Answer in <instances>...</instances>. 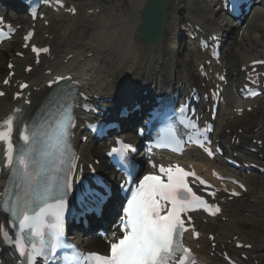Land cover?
<instances>
[{"label":"snow or ice","instance_id":"1","mask_svg":"<svg viewBox=\"0 0 264 264\" xmlns=\"http://www.w3.org/2000/svg\"><path fill=\"white\" fill-rule=\"evenodd\" d=\"M60 0H57L59 3ZM75 11V9H70ZM11 27V26H10ZM29 33L25 39H29ZM29 47V45H25ZM34 53L48 52L47 48L31 46ZM22 55V53H21ZM254 64L264 65V60L253 61ZM12 67L11 64L8 66ZM31 71L29 67L27 69ZM70 79L64 76H56L50 84L60 80ZM223 79V77H221ZM4 84L9 80L4 79ZM26 88V84H20ZM5 95L0 91V97ZM22 94L16 93L17 98ZM250 95H256L251 92ZM87 107V105H85ZM22 109L17 107L0 122V171L8 175V185L0 193V209L18 219L20 230L29 228L31 233L41 238L40 246L35 243L29 251L23 242V238L16 241L19 256L24 258L26 264H35L37 257L47 261L55 259L54 253L57 249L72 247L63 243V213L66 208V200L72 189V182L67 179L72 168L70 137L71 129L74 127V116L71 106L64 109L61 119L58 121L54 136L44 138L40 128L33 125L29 128L25 125L19 132V139L23 145L19 148L13 142L12 133L14 120ZM240 111V109H237ZM198 144L209 155L214 153L210 148L204 147V142L197 139L191 141ZM6 145V147H5ZM121 150L113 148L112 153ZM58 160L65 165L64 175L57 178L52 175L50 167L53 160ZM155 167V165H153ZM95 171V169H92ZM161 175L148 173L139 179L134 188L129 189L131 196L127 199V205L123 209V215L116 228L120 234L113 232L115 241H110L108 255L97 252H74L73 264H197L193 250L186 247L184 238L189 235L192 239H198L200 233L196 231L193 217L189 212L203 210L212 216L221 212L218 205L209 204L202 195H197L190 186L189 177H193L201 185L208 182L196 175L195 171H188L180 165H169L159 167ZM218 178L224 179L218 173H213ZM131 176V173H129ZM128 181H125L127 183ZM240 188L245 185L234 180ZM108 193L98 183L96 187L82 189V203L91 207L92 210L99 208ZM210 196H216V192H210ZM232 195H239L233 191ZM55 200V207L48 204V199ZM38 209V211H37ZM31 212V215L29 213ZM54 215L56 222L51 225L50 239L44 241L45 217ZM0 236L8 238V232L0 225ZM208 239L213 242L214 237ZM226 259H228L226 257ZM234 264V262H232Z\"/></svg>","mask_w":264,"mask_h":264},{"label":"bare ground","instance_id":"2","mask_svg":"<svg viewBox=\"0 0 264 264\" xmlns=\"http://www.w3.org/2000/svg\"><path fill=\"white\" fill-rule=\"evenodd\" d=\"M118 4L117 13L114 16L110 14L105 16V20L100 22L97 29L92 30L89 35L81 34L79 39L81 42H85L84 46L77 47L78 52H84L85 54L93 52L94 56L87 59L90 61L89 65H92L91 71L86 70L85 75L87 79L84 80L85 85L88 89L96 91L103 94L106 97L117 98L127 89L134 88L136 81L139 80L143 84H162L172 82L176 78H194L190 74V77H184L186 70L188 69L186 64L188 60L183 59V51L180 49L172 52V57L174 58V63H179L180 66L177 70H174L171 66L169 68L168 58L169 51L172 46L173 36L166 35L165 31L174 28V31L180 27L182 20L187 19L186 16H191L192 13L183 14L187 12L185 7L180 3L177 5V12L179 15H169L164 17V31L157 42L148 43L145 39L141 38L137 32V28L142 24L144 19L143 10L146 6L147 0H115ZM171 0H166L162 8H167V4ZM203 5L204 14L207 16L213 15L214 22L209 24L213 28H219L227 33H233V27L228 24V19L220 14L217 6L214 4L215 0H200ZM156 6V5H155ZM158 4L147 14L150 15V28L154 30L153 35L158 34V26L152 20L155 17L156 9ZM151 13V14H150ZM261 15L255 16L250 26L247 29H241L235 32L236 40L232 45H228L227 48V59L226 63L231 68V73L235 71V65L238 60H243L244 58L251 57L252 59L259 57L261 54L256 52V49L251 51V48L256 45V48H261L264 53V34L260 32L261 26L264 23V18ZM24 16L19 15L18 19H22ZM250 29V30H249ZM175 35V33H174ZM77 38V37H75ZM72 38L65 40L63 43V49L74 48L71 42ZM64 40V39H63ZM7 46V45H6ZM88 47V49H86ZM18 51L16 47V42L13 43V47L9 49V46L0 50V55H6L15 60V53ZM62 53L68 54L66 51ZM65 54V55H66ZM83 54L82 56H84ZM81 56V57H82ZM162 60V62H161ZM241 60V61H242ZM77 62L78 61H73ZM86 64V63H85ZM0 64V82L5 74L8 73L6 65L1 67ZM187 68V69H186ZM90 72L89 76L87 74ZM143 75V78L141 76ZM41 73L39 69H36L34 76H40ZM237 76V75H236ZM229 102L234 99V92L228 88ZM12 102L5 98L1 103V107L7 108ZM262 123V121H261ZM229 144V141L225 142ZM80 148L83 151V155L89 158V153L93 151L97 152L101 148L100 143L94 144H82ZM253 206V205H252ZM233 207V211L238 213L242 208H248V205L243 203V201H236V209ZM233 212V213H234ZM234 214L232 215L233 218ZM231 221V219H229ZM230 221L225 223L226 226L230 225ZM220 223V222H217ZM211 228L214 227L211 223L209 224ZM201 245L200 252L206 256L209 254V243L205 240H200L198 242ZM90 245H105V240L101 238H94L91 240ZM249 264V263H247Z\"/></svg>","mask_w":264,"mask_h":264},{"label":"rangeland","instance_id":"3","mask_svg":"<svg viewBox=\"0 0 264 264\" xmlns=\"http://www.w3.org/2000/svg\"><path fill=\"white\" fill-rule=\"evenodd\" d=\"M167 8H168V11H171L172 14H175L176 8H177L176 1L173 0L172 3L170 5H168ZM80 19L84 20V18H78L77 20H80ZM85 20L89 21V22L92 21V19H89V18H85ZM253 48H254V46H253ZM191 58H194V56L192 55ZM5 61H6L5 58H0V64H3V65H1V67L4 66ZM186 65L188 66V63ZM192 70H193V67H192ZM260 113H262L261 117H264V106L262 108L256 110V112L247 115L246 117H243V118L228 117L226 119L221 120L220 123L222 126L243 125V124H247V123L252 122L253 117L260 114ZM251 124H253V123H251ZM261 177L262 176H257V177L250 176V177H248V180L250 182L251 192L254 195L256 193V194H259L262 196V198L259 199V207L261 206L262 208H264V184H262V182H264V181L262 180ZM233 206L236 209V202L233 204ZM252 207H253L252 205L248 206L249 209ZM263 217H264V215H263ZM255 221H256V225L254 227L248 228L247 224H249V222L246 219H244L242 217V215L234 214V220L231 222V228H229V229H231L233 231H244L246 233V235H248L250 238L257 240L259 244H264V219L259 218Z\"/></svg>","mask_w":264,"mask_h":264}]
</instances>
